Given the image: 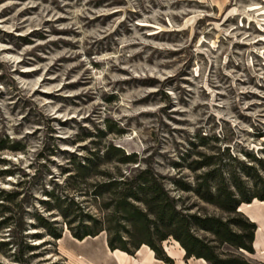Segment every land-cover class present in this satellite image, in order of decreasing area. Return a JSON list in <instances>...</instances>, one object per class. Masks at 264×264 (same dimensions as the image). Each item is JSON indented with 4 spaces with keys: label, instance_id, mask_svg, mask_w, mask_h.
<instances>
[{
    "label": "rangeland",
    "instance_id": "374dc122",
    "mask_svg": "<svg viewBox=\"0 0 264 264\" xmlns=\"http://www.w3.org/2000/svg\"><path fill=\"white\" fill-rule=\"evenodd\" d=\"M0 148V189L16 194L0 201L4 264L100 250L107 232L76 243L71 230L102 218L112 195L95 199L98 184L143 171L186 213L231 218L195 190L238 198L235 182L248 194L264 184V0H0ZM239 211L258 255L193 233L264 264V205Z\"/></svg>",
    "mask_w": 264,
    "mask_h": 264
},
{
    "label": "trees",
    "instance_id": "16d2710c",
    "mask_svg": "<svg viewBox=\"0 0 264 264\" xmlns=\"http://www.w3.org/2000/svg\"><path fill=\"white\" fill-rule=\"evenodd\" d=\"M123 161L124 163L132 162L128 157ZM87 162L91 163L89 160ZM90 168L88 164L77 166L78 173L82 177L87 175ZM250 170L252 169L246 167L245 173L248 174ZM211 175H213L212 172L205 176ZM234 185L238 198L232 193L218 192L213 195L207 186L203 193L199 189L195 190L204 202L213 204L232 216L223 220L186 213L184 209L178 207L177 200L170 196L162 183L149 171H143L135 178L101 183L96 186L93 193L95 199H103L105 194L112 195V200L103 202L100 207L104 213L102 218L96 219L85 214L84 218L89 219L92 225L83 224L80 228L71 230V234L75 239L82 241L85 238L96 237L105 231L109 250H119L133 256L140 247L145 245L154 253L155 259L164 264L174 263L163 247L169 238L174 239L184 250V259H202L207 264H252L239 257L218 253L216 246L210 245L193 233V228H197L211 234L219 245H228L236 250L254 254L252 245L255 241L256 224L249 222L237 210L243 204H252L254 200L264 203V184H261L260 191L257 190L252 194L240 188L238 183L235 182ZM15 198V193L0 189V201L12 202ZM1 205L0 208H3ZM62 216L67 218V213L62 212ZM37 220L51 237L61 238V234L53 227L52 222L41 216H38ZM6 225V220L1 221L0 231L7 228ZM10 245L9 241H0V255L7 258ZM23 249L29 251L32 246L25 245ZM11 257L16 264H31L30 259L23 260L22 254H13ZM0 264L4 263L0 262Z\"/></svg>",
    "mask_w": 264,
    "mask_h": 264
},
{
    "label": "crops",
    "instance_id": "0c3cea01",
    "mask_svg": "<svg viewBox=\"0 0 264 264\" xmlns=\"http://www.w3.org/2000/svg\"><path fill=\"white\" fill-rule=\"evenodd\" d=\"M90 239L94 242L97 237ZM74 241L76 243H81V241H76L75 239ZM102 241L103 245L100 250L96 249L95 246L92 245L89 249L90 251L88 250V253H84V255H77V264H164L162 261L155 259L154 253L145 245L140 247L135 255L129 256L119 250H109L106 240L103 238ZM253 245L252 247L254 252L256 251V255H258V252L255 250ZM163 247L167 256L173 260V264H207L202 259L184 260V250L175 241H173V245H168L167 243V246L163 244ZM261 247L264 248V245Z\"/></svg>",
    "mask_w": 264,
    "mask_h": 264
},
{
    "label": "bare ground",
    "instance_id": "6f19581e",
    "mask_svg": "<svg viewBox=\"0 0 264 264\" xmlns=\"http://www.w3.org/2000/svg\"><path fill=\"white\" fill-rule=\"evenodd\" d=\"M261 205H264V203H261Z\"/></svg>",
    "mask_w": 264,
    "mask_h": 264
},
{
    "label": "water",
    "instance_id": "95a60500",
    "mask_svg": "<svg viewBox=\"0 0 264 264\" xmlns=\"http://www.w3.org/2000/svg\"><path fill=\"white\" fill-rule=\"evenodd\" d=\"M240 212V211H239ZM240 213H242V212H240ZM253 223V222H252Z\"/></svg>",
    "mask_w": 264,
    "mask_h": 264
}]
</instances>
